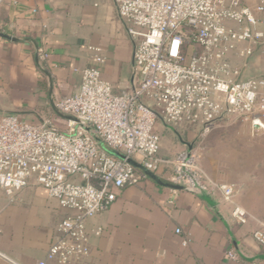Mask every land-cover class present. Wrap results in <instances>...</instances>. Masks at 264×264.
Returning <instances> with one entry per match:
<instances>
[{
	"label": "built area",
	"instance_id": "1",
	"mask_svg": "<svg viewBox=\"0 0 264 264\" xmlns=\"http://www.w3.org/2000/svg\"><path fill=\"white\" fill-rule=\"evenodd\" d=\"M114 1L134 39L131 90L113 93L100 74L103 58L93 48L92 64L80 70L77 90L55 103L60 113L71 117L65 129L50 121L0 115V188L12 195L33 178L70 211L58 224L59 236L46 258L35 264L86 256V219L112 204L115 189L147 178L126 160L108 154L95 137L158 177L167 168L169 181L185 191L217 192L232 205L236 223L248 219L246 210L233 201L237 186L216 183L206 175L198 146L170 159L158 156L155 125L157 120L173 127L199 125L203 136L231 118L252 132L264 130V77L240 78V67L227 60L230 52L242 60L255 51L264 55V0ZM251 237L264 246V228L254 229ZM227 256L238 257L232 249Z\"/></svg>",
	"mask_w": 264,
	"mask_h": 264
},
{
	"label": "crops",
	"instance_id": "2",
	"mask_svg": "<svg viewBox=\"0 0 264 264\" xmlns=\"http://www.w3.org/2000/svg\"><path fill=\"white\" fill-rule=\"evenodd\" d=\"M93 48L103 58L98 67L113 93L131 90L134 39L114 0H0V115L65 129L68 118L55 111V103L77 90ZM227 60L240 67V78L264 77L259 51L244 60L230 52ZM155 129L168 138L166 149L159 145L162 158L192 146L175 126L160 121ZM230 166L213 156L202 159L204 172L216 183H232ZM169 177L167 168L159 173L164 182L171 183ZM115 194L106 210L86 219L89 253L68 263L47 258L46 264H264V246L251 237L264 221L248 212L245 223H236L232 205L217 192L192 193L145 178ZM69 213L33 178L12 195L0 188V264L45 259ZM230 249L236 259L228 258Z\"/></svg>",
	"mask_w": 264,
	"mask_h": 264
},
{
	"label": "rangeland",
	"instance_id": "3",
	"mask_svg": "<svg viewBox=\"0 0 264 264\" xmlns=\"http://www.w3.org/2000/svg\"><path fill=\"white\" fill-rule=\"evenodd\" d=\"M175 129L182 139L199 147L201 167L206 155L232 165L230 182L237 186L236 192L240 191L239 203H235L246 210L248 217L250 212L264 221V130L252 132L247 124L231 118L218 122L203 136L200 126L182 124ZM188 132L192 136L187 137ZM159 143L166 149V134H160Z\"/></svg>",
	"mask_w": 264,
	"mask_h": 264
},
{
	"label": "water",
	"instance_id": "4",
	"mask_svg": "<svg viewBox=\"0 0 264 264\" xmlns=\"http://www.w3.org/2000/svg\"><path fill=\"white\" fill-rule=\"evenodd\" d=\"M55 111L57 113H59L61 116L63 117H66L68 119H70L71 117L69 116H66L62 113H60L56 108H54ZM86 130H89V128H86ZM95 140L97 141V143L99 144V146L104 149L108 154H110L111 156H114L116 158H119V159H124L126 160L130 165H132L133 167L141 170L147 178H150L152 179L153 181H155L156 183H158L159 185H162V186H166V187H170V188H174V189H178V190H184L183 187L181 185H177V184H173V183H169V182H164L163 180H161L156 174L152 173V172H149L147 171L142 165H140L139 163H137L135 160H133L132 158L130 157H126L124 154L116 151V150H113V149H108L104 143L97 137H95ZM187 147L190 148L191 145L190 144H187Z\"/></svg>",
	"mask_w": 264,
	"mask_h": 264
}]
</instances>
